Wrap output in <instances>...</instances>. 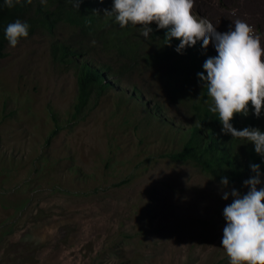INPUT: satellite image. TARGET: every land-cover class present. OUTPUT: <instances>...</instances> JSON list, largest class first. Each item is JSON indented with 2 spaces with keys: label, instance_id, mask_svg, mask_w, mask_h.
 <instances>
[{
  "label": "rangeland",
  "instance_id": "374dc122",
  "mask_svg": "<svg viewBox=\"0 0 264 264\" xmlns=\"http://www.w3.org/2000/svg\"><path fill=\"white\" fill-rule=\"evenodd\" d=\"M202 3L229 35L245 22L264 33V0ZM72 34L65 25L39 33L0 61V264H229L221 240L232 198L195 164L161 156L179 149L188 108L136 73L124 84L144 98L111 89L68 122L76 70L51 51ZM154 99L161 117L149 113ZM52 110L63 129L47 144Z\"/></svg>",
  "mask_w": 264,
  "mask_h": 264
},
{
  "label": "clouds",
  "instance_id": "9594fccd",
  "mask_svg": "<svg viewBox=\"0 0 264 264\" xmlns=\"http://www.w3.org/2000/svg\"><path fill=\"white\" fill-rule=\"evenodd\" d=\"M32 2L3 0L8 8ZM40 2L43 4L45 0ZM69 2L79 8L80 0ZM202 8V0H112L111 10L105 9V15L113 17L122 29L139 26L131 38L142 42L145 53L155 52L159 44L163 46L162 41L168 42V46L177 44L173 49L177 55L161 59L154 68L137 75L149 74L153 80L162 82L167 94L188 108L192 122L189 128H180L181 135L194 124L195 104L207 98L209 111L218 115L222 133L252 144L255 153L264 160V129H237L232 123L239 114L242 122L260 119L264 128V33L255 24L245 22L234 35H229L215 20L202 16ZM245 14L239 13L241 17ZM152 23L156 24V30H163L157 38H153ZM29 28L27 22L19 19L9 23L5 28L9 46L15 48L21 39L27 38ZM90 60L94 65L99 63ZM171 72L173 82L169 78ZM107 81L111 82V89L128 88L132 99L144 98L136 83L125 85L114 78ZM154 101L149 113L161 117L162 108L160 113L151 108L157 102L163 105ZM250 168L254 175L243 182L245 193L229 189V179L221 178L222 199L232 198L223 209L226 224L221 240L229 264H264V172L259 164H251Z\"/></svg>",
  "mask_w": 264,
  "mask_h": 264
},
{
  "label": "trees",
  "instance_id": "16d2710c",
  "mask_svg": "<svg viewBox=\"0 0 264 264\" xmlns=\"http://www.w3.org/2000/svg\"><path fill=\"white\" fill-rule=\"evenodd\" d=\"M111 6L112 0H80L78 9L69 0H45L43 4L40 0H33L31 4L8 8L0 0V61L8 56L9 43L5 38V28L17 19L30 25L28 37L20 42L45 31L55 34L64 25L72 30L70 38L56 39L51 51L55 62L72 65L76 70L78 96L71 119L68 120L70 123L80 118L91 106L93 99H99L111 89L108 79L124 82L125 77L133 76L139 71L142 73L147 68L152 69L163 59L177 55L173 50L177 44L168 46L166 41H162L163 46L159 44L155 52L145 53L141 49L142 42L131 38L139 26L120 28L113 17L105 15V9L111 10ZM162 31L156 30L155 24L153 38L162 35ZM86 56L94 59L100 56L105 61L98 60L99 63L94 65ZM179 70L184 72L185 69L177 71ZM169 78L173 82V72ZM209 105L207 98L203 103L195 104L196 119L193 126L184 131L179 149L161 156L175 163H194L205 175L220 182L222 177H227L231 186L242 184L254 175L251 164H259L261 172H264V160L255 153L254 146L223 134L218 115L209 111ZM161 108L157 102L151 110L160 113ZM51 116L55 129L47 144L63 129L58 114L52 110ZM240 119V115L236 114L232 121L237 129H264L260 119L246 122Z\"/></svg>",
  "mask_w": 264,
  "mask_h": 264
}]
</instances>
